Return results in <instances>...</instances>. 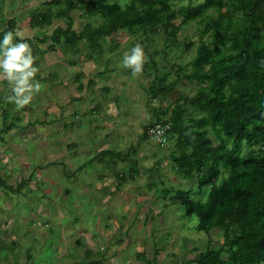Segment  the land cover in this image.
I'll use <instances>...</instances> for the list:
<instances>
[{"label":"rangeland","instance_id":"374dc122","mask_svg":"<svg viewBox=\"0 0 264 264\" xmlns=\"http://www.w3.org/2000/svg\"><path fill=\"white\" fill-rule=\"evenodd\" d=\"M45 1L37 0L36 11L56 13L64 7L48 8ZM201 1L177 0L174 7ZM8 5L4 14L14 16ZM27 10L23 6L19 12ZM71 14L78 31L88 21L103 20L88 18L81 9ZM217 15L210 8L182 24L175 36L163 28L147 34L117 30L95 51V63L82 45L73 57L85 62L77 70H87L89 85L81 92L72 81L76 70L66 61L72 56L51 38L38 44L35 66L40 77L33 82L41 89L29 104L18 108L9 102L12 86L0 82V129L14 124L0 134V177L18 186L13 191L0 184V264H197L191 259L207 247L223 245L221 230L198 227L209 188H198L196 179L186 177L173 161L174 154H183L177 137L171 133L161 145L146 132L154 121L171 119L176 102L196 93L198 83L187 73L204 20ZM59 25L67 26V20L56 18L35 28L26 23L20 33L50 35ZM137 43L145 61L154 56L158 63L133 76L122 61ZM53 73L60 78L57 84L47 80ZM98 103L100 110L92 111ZM231 146L238 148L237 143ZM227 174L222 169L220 176ZM178 188L195 189L192 214L175 199ZM90 250L96 253L88 254Z\"/></svg>","mask_w":264,"mask_h":264},{"label":"trees","instance_id":"16d2710c","mask_svg":"<svg viewBox=\"0 0 264 264\" xmlns=\"http://www.w3.org/2000/svg\"><path fill=\"white\" fill-rule=\"evenodd\" d=\"M176 2L46 0L48 8L64 7L56 13L49 9L35 12L31 25H51L54 19L65 18L67 26H57L50 35L26 36L21 40L15 35L16 22L12 19L0 32V42L11 31L13 43H28L36 58L38 44L51 38L54 44H63L68 55L78 57L83 45L88 57L99 60L95 51L103 49L106 38L117 30L147 34L163 28L165 33L175 36L182 24L201 17L210 8L216 9L217 16L208 22L204 20L193 67L187 73L198 83L196 93L176 102L171 119L156 120L151 125L158 121L172 123L168 135L173 133L177 137L183 153L174 154L173 161L186 177L196 179L198 188H209L208 205L198 213V227L206 232L217 228L224 233L221 247H207L190 263L264 264V0H203L175 8ZM74 9H81L88 18L101 16L103 20L97 24L88 21L78 31L71 14ZM177 18L181 21L176 22ZM77 59L71 61L76 63ZM157 63L153 56L145 61L143 69H155ZM82 75L79 73L78 78ZM47 79L54 81L55 76ZM13 125L5 123L0 134ZM148 128L146 132L152 141ZM233 143L238 148H233ZM222 169L228 170L224 177L220 176ZM0 184L18 190V186L1 177ZM175 191V199L192 214L196 207L192 195L195 189Z\"/></svg>","mask_w":264,"mask_h":264},{"label":"clouds","instance_id":"9594fccd","mask_svg":"<svg viewBox=\"0 0 264 264\" xmlns=\"http://www.w3.org/2000/svg\"><path fill=\"white\" fill-rule=\"evenodd\" d=\"M16 36H23L15 33ZM14 33L9 31L3 36L0 42V69L3 70L6 78L12 86L14 95L7 97L9 102H15L18 108L29 104L35 92H39L41 84L33 82L38 72L34 67L35 57L32 54L31 46L26 42L13 43ZM145 62L143 48L136 44L130 51L124 53L122 65L132 70V75L136 76L143 72Z\"/></svg>","mask_w":264,"mask_h":264},{"label":"crops","instance_id":"0c3cea01","mask_svg":"<svg viewBox=\"0 0 264 264\" xmlns=\"http://www.w3.org/2000/svg\"><path fill=\"white\" fill-rule=\"evenodd\" d=\"M8 1V2H7ZM29 1H31V2H29ZM36 3H37V0H0V30L2 31L5 27H7L8 26V23H9V21L10 20H12V19H14L15 20V22H16V32H19L20 33V31L22 30V26H23V24H26V23H30V25H31V18H32V15L35 13V12H37L36 11ZM9 4V5H8ZM7 6L8 5V9H10L11 10V12L13 11L14 13H15V15L14 16H8L6 13L4 14V12H3V6ZM23 6H25V9H27L28 8V10L25 12V11H22V12H19V10H20V8H23ZM31 6V7H30ZM31 9V10H30ZM29 11V13L30 14H27L26 15V13ZM24 15V16H23ZM25 15H26V17H25ZM4 17H7L8 19H6V18H4ZM3 22H6V24H4ZM2 23H3V25H2ZM32 26V25H31ZM32 27H34L35 28V26H32ZM37 27V26H36ZM39 27V26H38ZM0 31V32H1ZM29 34H26V35H22L23 37H26V36H28ZM35 35H37V34H35ZM33 36V35H32ZM32 36H30L29 35V37H32ZM41 44V43H40ZM72 58H73V56H72ZM72 59H67L66 61H67V63H70L71 65H72V68L74 69V70H76V72H74L73 74V79H72V81H74L75 83L77 82L78 83V90L81 92V91H84L85 89H86V87H87V85H89V84H87L86 82H85V77H86V68H79V70H77L76 69V67L78 66V65H82L83 66V64L85 63L83 60H81V58L80 59H77V62L75 63V62H72L71 61ZM94 59H92V61H93ZM89 61H91V60H89ZM94 62V61H93ZM95 63V62H94ZM36 65V63H34V67H37V66H35ZM104 69H106V68H104ZM79 73H83V75L81 76V78L79 79L78 78V74ZM100 74V73H99ZM49 75H51V74H49ZM53 76H55V77H57L58 75L57 74H52ZM36 77H40L39 76V72L38 73H36ZM59 79L60 78H55V80L53 81V79L52 80H50V79H47V80H50V82L51 83H55L56 82V84L59 82ZM91 79V78H90ZM36 80V79H35ZM0 82H4L6 85H8V83H9V81L6 79V78H4V74H3V70L2 69H0ZM90 82L91 83H94V81L93 80H90ZM80 86H82V88L80 87ZM7 87V86H6ZM104 103V102H103ZM99 103L97 104V108L95 107L94 108V110H92V111H95V112H97V110L99 111L100 110V108H99ZM116 104H114L113 105V107L115 106ZM118 105V104H117ZM116 111H117V109H116Z\"/></svg>","mask_w":264,"mask_h":264},{"label":"built area","instance_id":"2783aa9c","mask_svg":"<svg viewBox=\"0 0 264 264\" xmlns=\"http://www.w3.org/2000/svg\"><path fill=\"white\" fill-rule=\"evenodd\" d=\"M171 122L158 121L148 128V133L152 141L165 145L168 140V131L171 128Z\"/></svg>","mask_w":264,"mask_h":264}]
</instances>
